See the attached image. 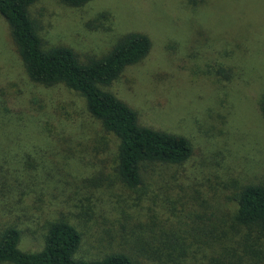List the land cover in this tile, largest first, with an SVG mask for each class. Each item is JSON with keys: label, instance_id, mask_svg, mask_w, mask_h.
I'll list each match as a JSON object with an SVG mask.
<instances>
[{"label": "rangeland", "instance_id": "rangeland-1", "mask_svg": "<svg viewBox=\"0 0 264 264\" xmlns=\"http://www.w3.org/2000/svg\"><path fill=\"white\" fill-rule=\"evenodd\" d=\"M30 15L44 49L68 47L81 62L127 33L148 35L149 55L104 89L142 125L188 137L193 155L182 168L152 166L138 189L123 186L112 172L118 140L79 93L30 80L0 15V235L18 227L20 249L38 252L49 222L65 217L83 236L81 259L124 251L135 264H264V234L232 220L241 187L264 184V0H39ZM47 120L69 138L59 165L55 149L36 152V124ZM154 220L159 239L148 235ZM223 231L221 250L212 239Z\"/></svg>", "mask_w": 264, "mask_h": 264}, {"label": "trees", "instance_id": "trees-1", "mask_svg": "<svg viewBox=\"0 0 264 264\" xmlns=\"http://www.w3.org/2000/svg\"><path fill=\"white\" fill-rule=\"evenodd\" d=\"M38 1L0 0V15L10 26L12 39L30 80L44 86L63 84L79 93L86 101L89 114L118 140L115 170L111 168L117 181L127 188L138 189L145 184L144 179L151 172L152 166L182 168L193 155V145L188 137L142 125L138 113L132 107L104 89L116 82L127 68L140 63L149 55L152 48L150 37L140 32L127 33L108 54L81 62L68 47L44 49L37 23L30 15V7ZM59 1L71 7H82L91 0ZM261 111L264 117V97ZM54 127L56 125H51L48 120L45 124H36V141L42 143L36 144V152L50 148L46 152L47 158L48 153L55 149L50 158L55 165H59L56 157L62 153L58 149H64V143L69 138L62 136ZM41 157H36V173L46 163L45 159L43 161L44 155ZM96 159H99L98 156ZM44 169H47L46 166ZM44 183L36 176V197L45 198ZM196 195L201 194L197 191ZM193 204L194 198L190 207ZM178 215L188 219L182 213ZM174 218L169 216L168 220ZM54 220L48 224L43 249L34 253L20 249L21 231L18 227L6 228L0 235V264H135L132 256L124 251L109 253L100 259L77 258L83 242L82 234L67 218ZM232 220L237 226L264 234V184L241 187ZM177 221L179 223L180 220ZM148 227V235L154 239H159L164 233L159 220H154ZM226 232H222V238L212 239L221 250L226 248ZM172 250L178 251L177 245L172 246Z\"/></svg>", "mask_w": 264, "mask_h": 264}]
</instances>
